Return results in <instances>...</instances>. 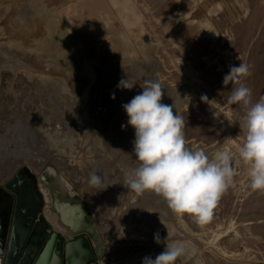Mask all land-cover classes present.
<instances>
[{
  "label": "rangeland",
  "instance_id": "obj_1",
  "mask_svg": "<svg viewBox=\"0 0 264 264\" xmlns=\"http://www.w3.org/2000/svg\"><path fill=\"white\" fill-rule=\"evenodd\" d=\"M221 1L0 0V182L22 169L45 173L48 183L60 178L65 196L84 201L99 234L103 249L92 264L155 258L165 248L157 232L185 245L176 264H264V192L250 188L238 157L246 109L228 103L233 85L223 83L242 62L253 103L264 96V0H226L223 8ZM127 76L136 86L118 89ZM145 79L158 80L161 102L174 103L184 118L188 147L233 154L234 185L206 223L174 213L151 190L124 185L138 161L134 129L121 128L128 120L122 105ZM93 171L106 188L89 185ZM39 188L41 212L71 237L49 190Z\"/></svg>",
  "mask_w": 264,
  "mask_h": 264
},
{
  "label": "clouds",
  "instance_id": "obj_2",
  "mask_svg": "<svg viewBox=\"0 0 264 264\" xmlns=\"http://www.w3.org/2000/svg\"><path fill=\"white\" fill-rule=\"evenodd\" d=\"M250 75L249 65L240 62L230 67L223 83L233 85L228 103L246 109L240 125L244 140L238 147V157L246 166L250 188L264 192V96L253 103L252 90L242 81ZM136 84L127 76L121 78L117 88L131 90ZM141 87L142 92L122 105L128 120L121 128L134 129L133 153L138 161L124 185L137 194L151 190L160 195L174 213L188 214L197 223H206L222 195L234 185L237 173L233 154L228 149H218L210 156L203 148L188 147L184 118L174 114V103L161 102L164 95L161 83L145 79ZM112 98H115L114 93ZM88 183L99 189L108 186L105 177L95 171L89 174ZM154 240L157 244L164 243L165 248L155 258L144 256L142 264H176L186 253L183 243H167L159 232L154 234Z\"/></svg>",
  "mask_w": 264,
  "mask_h": 264
},
{
  "label": "water",
  "instance_id": "obj_3",
  "mask_svg": "<svg viewBox=\"0 0 264 264\" xmlns=\"http://www.w3.org/2000/svg\"><path fill=\"white\" fill-rule=\"evenodd\" d=\"M40 178L52 198L48 182L45 180L47 179L45 173L40 174ZM19 180L21 178L17 175L5 185L6 190L18 196L19 199L14 206L8 238L4 240L0 238V264H92L94 260L100 258L103 248L99 234L91 224L87 207L82 200L77 201L70 197L75 202L83 203L86 217L92 225L93 231L96 232V239L85 232H72L70 240H65L61 234L56 232L42 237L33 231L32 233L26 232L29 224L24 221H22V228H25V232H18L16 225L19 222L20 195L22 192L28 195L29 192L26 187H18ZM51 207L53 208V202ZM29 220H33V215H30ZM27 233L28 237L25 240ZM35 241L37 245H34Z\"/></svg>",
  "mask_w": 264,
  "mask_h": 264
},
{
  "label": "flooded vegetation",
  "instance_id": "obj_4",
  "mask_svg": "<svg viewBox=\"0 0 264 264\" xmlns=\"http://www.w3.org/2000/svg\"><path fill=\"white\" fill-rule=\"evenodd\" d=\"M17 175L20 176L18 187H26L28 189V195L23 192L20 195V207H19V222H17L18 232H25V228H22V221L29 224L28 230L26 232L32 233L36 232L39 236L49 235L52 232H55L53 226L45 218L41 212V190L39 185L43 184V181L39 176H35L31 171L20 170L17 172L10 180L5 183L0 182V238L3 240L6 239V236L9 234L10 226L9 220L13 215L14 206L17 203L19 197L10 193L6 190V183L12 181ZM38 180L39 183L36 181ZM44 185V184H43ZM40 192V194H39ZM30 215H33V220L30 219ZM62 236V235H61ZM63 237V236H62ZM71 237H69V240ZM34 245H37L35 241Z\"/></svg>",
  "mask_w": 264,
  "mask_h": 264
},
{
  "label": "bare ground",
  "instance_id": "obj_5",
  "mask_svg": "<svg viewBox=\"0 0 264 264\" xmlns=\"http://www.w3.org/2000/svg\"><path fill=\"white\" fill-rule=\"evenodd\" d=\"M224 1H226V0H224ZM224 1H221L222 8L225 7V4H226ZM201 9L202 10H200V9L199 10L201 11V16L203 17V19H202L203 22H209V18L207 16L208 14H207L206 5L203 4ZM226 24H230V22L228 21ZM183 90H184V88H181V89L179 88V90L176 92V95L178 96V102L177 103L179 106L183 103V101H181V99H180V94L183 92ZM175 110H176V108H175ZM201 148H202V146H201ZM0 181H1V177H0ZM47 185L50 189V193H51L52 198H53V201H52L53 202V208L56 210L57 216L62 220V221L61 220L60 221H61L63 227H65V229L69 233L85 232L86 234H88V235L90 234L91 236H93L94 239H96L95 238L96 232L93 231L92 225L89 223V220L86 217L87 216L86 215V209H85L83 203L75 202L70 197H67L64 195L65 183L60 178H58V179H56L55 182L47 183ZM42 193L44 195H46L45 190H42ZM79 205L81 207H79Z\"/></svg>",
  "mask_w": 264,
  "mask_h": 264
},
{
  "label": "crops",
  "instance_id": "obj_6",
  "mask_svg": "<svg viewBox=\"0 0 264 264\" xmlns=\"http://www.w3.org/2000/svg\"><path fill=\"white\" fill-rule=\"evenodd\" d=\"M44 215V214H43ZM11 221H12V216H11V218H10V220H9V226H10V224H11ZM56 233H58V234H61L59 231H57V230H54ZM62 236H63V238L65 239V240H69V238H67L66 236H64L63 234H61ZM45 237V236H47V235H42V237ZM27 237H28V233L26 234V236H25V240L27 239ZM8 238V235L6 236V239Z\"/></svg>",
  "mask_w": 264,
  "mask_h": 264
}]
</instances>
